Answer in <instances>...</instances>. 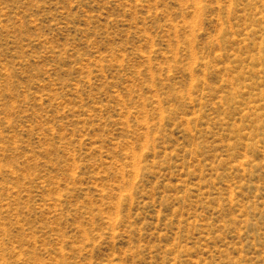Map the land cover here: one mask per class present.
<instances>
[{"label":"rangeland","instance_id":"obj_1","mask_svg":"<svg viewBox=\"0 0 264 264\" xmlns=\"http://www.w3.org/2000/svg\"><path fill=\"white\" fill-rule=\"evenodd\" d=\"M0 264H264V0H0Z\"/></svg>","mask_w":264,"mask_h":264}]
</instances>
